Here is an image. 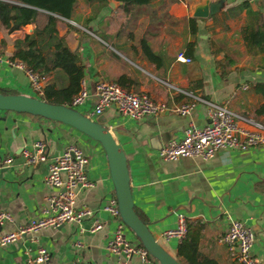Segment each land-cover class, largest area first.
Instances as JSON below:
<instances>
[{
	"label": "crops",
	"instance_id": "1",
	"mask_svg": "<svg viewBox=\"0 0 264 264\" xmlns=\"http://www.w3.org/2000/svg\"><path fill=\"white\" fill-rule=\"evenodd\" d=\"M216 1L221 4L213 14L192 16L196 9ZM85 9H91L87 17L81 9L74 8L71 21H64L76 22L77 28L90 32L82 36L69 26L59 31L57 24L56 29L68 48L78 53L89 92L97 80L115 82L122 74L130 81V90L145 92L168 107L195 100L185 116L165 111L133 120L117 114L111 105L94 116L121 146L135 213L174 259L178 240L165 239L162 231L174 227L176 214L181 213L200 226L201 255L217 264H237L228 258L220 241L227 213L253 230L252 252L264 264V193L260 189L264 145L242 151L219 149L207 160L181 157L164 161L158 155L169 139L181 138L188 121L196 126L207 122L206 107L200 99L228 108L242 118L240 126L246 127L249 122L264 125V95L253 88L255 83L264 86V51L249 52L242 32L255 28L259 18L264 21V0H151L132 6L128 13L122 11L120 2L108 0L96 13L95 3H86ZM89 16L92 19L85 25ZM189 18L194 21V33L190 31ZM33 27L27 24L9 34L0 30V39L5 41L4 47L0 46V91L38 97L23 68L8 61L12 40L30 33ZM140 40L159 57L156 62L142 54ZM189 41L194 44L192 52L184 55ZM179 52L190 61L177 60ZM55 75L58 74L51 73L48 80L55 81ZM94 101L89 96L74 108L86 115ZM37 139L45 142L48 156L58 154L68 144L78 145L87 155L86 177L92 185L78 189L75 199L77 205L88 207L92 214L79 222L42 229L35 240L23 236L0 247V264H27L38 247L49 254L43 264H117L106 250L114 221L104 206L114 198V192L100 146L67 125L1 109L0 210L8 212L11 220L3 222L0 233L39 216L45 197L54 192L43 182L45 163L25 164L20 156L21 150ZM6 157L11 162L2 166ZM93 220L102 226L90 231ZM124 236L137 242L127 229ZM77 240L82 246H75ZM130 262L138 264V259L132 257Z\"/></svg>",
	"mask_w": 264,
	"mask_h": 264
},
{
	"label": "built area",
	"instance_id": "2",
	"mask_svg": "<svg viewBox=\"0 0 264 264\" xmlns=\"http://www.w3.org/2000/svg\"><path fill=\"white\" fill-rule=\"evenodd\" d=\"M175 58L185 63L190 61L182 52L177 53ZM9 63L23 68L29 86L39 96L43 79L26 70L21 63ZM89 96L95 98L91 111L85 115L89 118L100 115L110 105H113L117 114L128 116L133 120L145 116H157L165 111L185 116L189 114L195 103V100H191L168 107L162 102L151 99L145 92L127 90L115 82L106 80H97L93 84L92 92H89L82 79L78 92L71 98L70 107L74 108L82 104ZM200 101L206 107L207 122L202 126H196L188 121L181 138L169 139L158 150L162 160L174 161L181 157L207 160L219 149L242 151L264 145L263 124L249 122L246 127L240 126L238 123L242 118L225 106L202 99ZM45 148V142L37 139L31 142L28 148L22 149L20 156L25 164L45 163L46 172L43 182L53 188L54 192L45 197L39 216L30 218L11 231L0 233V247L23 236L35 240L34 236L42 229L79 222L92 214L88 207L77 205L75 199L78 189L92 185L86 177L87 155L75 144H68L58 154L52 156L47 155ZM10 162L11 158L6 157L1 165L7 166ZM104 209L114 221V229L106 243V250L115 257L117 264H134L130 262L132 257L138 259V264H153L151 256L138 241L133 242L125 238L126 227L119 217L115 198L109 199ZM225 219L227 225L220 236V241L226 247L228 258L237 264H261V259L252 252L253 230L227 213ZM9 220H11L10 214L0 210V226ZM185 220L183 214H176L175 226L162 231V236L165 239L175 238L178 241L182 239L186 232ZM101 226L100 222L93 220L90 231L97 230ZM75 246L80 247L82 244L77 240ZM48 256L45 248L38 247L36 254L27 259V264H43Z\"/></svg>",
	"mask_w": 264,
	"mask_h": 264
},
{
	"label": "trees",
	"instance_id": "3",
	"mask_svg": "<svg viewBox=\"0 0 264 264\" xmlns=\"http://www.w3.org/2000/svg\"><path fill=\"white\" fill-rule=\"evenodd\" d=\"M83 1L89 5L95 3L94 13H96V10L98 11L99 7L106 4L108 0ZM115 1L120 2L122 11L128 13L132 6L148 4L151 0ZM75 4L76 0H0V30L9 34L20 30L27 24L34 25L30 33H23L20 37L12 40V51L8 56V61L21 63L26 70L37 74L43 79L39 99L50 104L68 107L71 98L80 88V82L84 75V65L76 50L69 49L64 37L58 34L56 24L61 20L71 19ZM244 5L248 7L246 1ZM256 16L259 17L258 14ZM90 19H92L91 16L85 20V25ZM188 22L190 31L194 33L193 19L189 18ZM242 32L249 52L264 51V21L262 18H259V23L255 28L249 31L245 28ZM4 45L5 41L0 39L1 48ZM193 45V42H187L183 54L189 55L192 52ZM139 46L142 54L149 61L156 62L159 59L143 40L139 41ZM51 73L58 74L54 77L55 81L53 79L48 80ZM59 77L62 80L60 83L58 82ZM114 81L122 88L130 90V81L126 76L121 74ZM253 88L264 95L262 83H255ZM0 93L15 94L7 91H0ZM260 189L264 193V179L260 182ZM141 221L143 220L141 219ZM185 223V235L178 241L176 246L175 260L177 263L217 264L215 260L201 255L198 251V230L200 226L188 220H185Z\"/></svg>",
	"mask_w": 264,
	"mask_h": 264
},
{
	"label": "water",
	"instance_id": "4",
	"mask_svg": "<svg viewBox=\"0 0 264 264\" xmlns=\"http://www.w3.org/2000/svg\"><path fill=\"white\" fill-rule=\"evenodd\" d=\"M220 4V1L206 3L202 8L196 9L192 16L206 17L209 14L211 15L218 9ZM0 109L36 115L67 125L97 142L107 162L116 207L121 221L125 227L133 233L138 243L158 262V264H178L177 261L155 241L146 224L141 221L133 210L125 156L121 146L115 141L111 134V131L99 118L96 117L93 120L70 106L50 104L38 97L19 93H0Z\"/></svg>",
	"mask_w": 264,
	"mask_h": 264
},
{
	"label": "rangeland",
	"instance_id": "5",
	"mask_svg": "<svg viewBox=\"0 0 264 264\" xmlns=\"http://www.w3.org/2000/svg\"><path fill=\"white\" fill-rule=\"evenodd\" d=\"M85 6H86V3L83 1V0H76V4H75V8L76 9H81V11H83L84 12V16L85 17H87L88 16V14H90L89 12V10H91V9H85ZM69 21H71V20H69ZM69 21H64V20H61V21H59V22H57V26H58V30L59 31H62L66 26H71L72 28H74L75 30H77V34L78 33H80L82 36H84L85 34H87V32H90V31H88V30H86V29H81V28H77L76 26H78V24L76 23V22H73L74 24H72L71 22H69ZM76 28H75V27ZM79 27V26H78ZM68 40L70 41V42H72L73 41V39L72 38H70V37H68ZM96 117H90V119H95ZM91 140V139H90ZM91 142L93 143V144H96L95 143V141H93V140H91ZM89 146V145H88ZM93 146V145H92ZM97 147L99 148V144L97 143ZM128 230L129 232H130V234L134 237V235H133V233L126 227L125 228V230ZM172 239V238H171ZM172 240H174V241H176L175 239H172ZM151 259H152V261H153V264H158V262L153 258V257H151Z\"/></svg>",
	"mask_w": 264,
	"mask_h": 264
}]
</instances>
